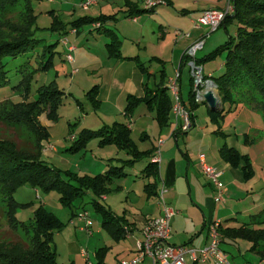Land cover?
I'll use <instances>...</instances> for the list:
<instances>
[{
    "label": "rangeland",
    "instance_id": "rangeland-1",
    "mask_svg": "<svg viewBox=\"0 0 264 264\" xmlns=\"http://www.w3.org/2000/svg\"><path fill=\"white\" fill-rule=\"evenodd\" d=\"M82 1H31L35 16L32 29L35 36L40 40L42 39V43L25 54L23 51L18 58L11 59L8 62L4 74L6 82L0 86V141L13 142L12 144L18 150L25 153L38 156L42 152V159L47 161L50 166L61 169L64 174L65 171H71L79 176L96 175L113 166H123L127 176L116 179L111 184V190L105 198L87 189L85 193L71 196L66 200L59 190H45L42 187L32 186L28 183L19 185L12 194L18 202L27 203L20 207L16 213L18 218L25 221V223L13 222L9 219L7 189L0 184V246L8 248L12 245L17 247L28 244L31 247L34 239L29 222L32 221L36 209L43 206L54 213L63 223L60 229H55L53 232V246L56 251L55 264H89V259L92 263L97 264L98 258L95 252L101 247H107L103 264H113L117 257H123V255L120 256L119 250L122 247L118 248L117 245L134 244V240L138 235L135 234L134 239L126 237L117 241L102 226L103 216L96 209V200L111 208L116 214L123 215L126 213L125 215L132 218V215L126 211H135V203L145 191V185L151 182L143 172L149 160L145 157L140 161H136L133 165H127L126 160L132 157L125 150L118 147L114 142L101 145L103 136L97 133L89 136L90 131H97L107 126V124L110 126L115 121L128 123L133 117V121H136L137 125L132 130V137L140 147L143 148L145 145L151 144L155 139L158 143V135L161 131L164 133L162 134L163 137H165V132H168L170 133V141L165 147H160V152L164 154L167 149L172 148L177 151L181 149V152H178L185 162V167L187 163L185 153L198 155L203 134L215 130L216 126L209 117L212 115L209 105L201 102L198 106L199 109L196 111L195 125L187 132L182 131L177 134L179 140L176 141V137L172 132L175 122H170L169 125L161 127L156 119V122L151 119L152 116H155V112L146 102L137 104L135 109H129L127 103L124 102L125 104H123L122 102L123 108L116 111L105 100L104 103L99 100L98 105L94 106L88 98L87 92L98 85L97 81L99 80H96V77L100 61L104 54L103 51L106 50V42L110 43L111 36H114V28L117 29L120 37L114 39L118 47L122 44L123 47L132 48L133 51H140L145 58L160 56L164 59L165 62L163 60L152 59L150 61L147 58L145 59L147 72L144 75L149 84L160 83L162 76L164 81H167L170 76L175 77L176 70L180 66L179 60L172 62L168 57L172 56L174 48L178 50L189 41L183 42L182 40L185 38V33H187L186 27L191 19L190 12L203 5L194 4V2L204 0H166V5H159L156 7L157 10L153 12H144V15H140V20L130 17L124 12L127 0H101L99 4L103 7V14L98 13L97 16L93 14L95 6L84 10L81 5ZM130 1L138 3L141 8L145 7L144 2L141 0ZM207 1L215 2L218 0ZM85 15L91 17L101 16L102 21L100 22L104 23V27L102 30L90 32V23L87 24L84 27L87 29L85 34H88V37H82L78 44L68 34H62L59 30L53 31L50 28L58 20L70 23L73 18ZM32 20L28 0H0V42L16 39L26 33ZM57 24L59 25V23ZM138 24H145V36L142 38L139 47L133 45L130 39L131 36L136 37L138 35ZM161 25H163V29L159 28ZM237 27V22L233 20H229L216 30L206 26L203 27L201 38L214 46L211 50L203 51L200 49L198 57L206 54L210 55L216 51L212 57L200 62L206 65L204 70L202 68L206 75L209 70L214 72L215 76H219L224 72L225 66H223V63L227 58L228 50L218 48L228 43L231 40L230 38L235 37ZM92 28L93 30L96 29L94 25ZM107 33L109 35H106V38L104 34ZM64 37H67L76 46L77 50L72 51L75 59L73 64L66 59L68 50L66 45L62 43ZM209 44L205 49H208ZM234 44L233 41L232 45ZM45 46L49 47L44 50ZM187 47V45L183 46V48ZM194 58L197 59V56ZM163 67L165 70L162 69ZM24 68H28V70L32 68L34 71V73L27 76L26 80L21 71ZM73 69H76V71L73 72ZM191 76L192 65L187 62L182 70L183 87L186 91L191 87ZM2 81L3 78L1 79L0 76V82ZM47 88H58L63 91V94L56 110L57 120H47L50 136L42 141L24 111L29 108L27 98L33 100L41 90L44 91ZM26 89L27 96L25 94ZM214 89L218 94L215 86ZM168 94L173 100L174 95L170 90H168ZM218 96L221 99L219 94ZM98 98H100V95ZM233 98L239 101V104L248 106L263 117L264 95L258 89H253L242 83L240 88L233 90ZM222 107L223 103L221 102L218 109ZM225 107L224 117H218L220 118V124L224 126L225 133L229 134L226 136L227 141L229 145L235 144L242 154L251 157L250 160L255 171L253 177L247 178V180H250L249 182L239 183H243L242 185L236 182L232 184L230 188L235 195L227 203H221L220 205L221 210L228 211V213L233 212L240 216L239 209L252 206V204L246 194H242L240 190L235 189V186L245 188L244 184L256 186L259 183H264V129H252L254 131L250 132L251 123L246 120L245 116L239 115V112L235 110L229 111L227 104H225ZM37 112L36 110L32 111L33 118H35ZM39 116L38 120L40 121ZM140 126L145 127L144 129L151 135V139L146 143H143V138L140 139V135L143 134L140 132ZM235 134L239 135L235 137ZM80 137H86L85 143L82 145L78 143ZM219 140L223 142L221 137H219ZM50 145L53 147H50ZM229 178L232 179L229 176L224 178L225 185H230L228 184L231 181ZM155 187H158V182H155ZM262 192H264V188ZM243 197L247 199H243ZM232 208L235 210L233 211ZM88 220H91L92 225L87 224ZM249 221L250 218H247L245 222ZM222 247L227 249L230 246L222 243ZM82 250L90 255L89 259L87 256L82 255ZM226 251H229L227 253L232 260L230 254L231 252L236 254L235 248L230 247ZM187 259L190 260L189 255H187ZM239 260L237 258L234 262L240 264L241 260ZM196 264H212V262L198 261Z\"/></svg>",
    "mask_w": 264,
    "mask_h": 264
},
{
    "label": "trees",
    "instance_id": "trees-1",
    "mask_svg": "<svg viewBox=\"0 0 264 264\" xmlns=\"http://www.w3.org/2000/svg\"><path fill=\"white\" fill-rule=\"evenodd\" d=\"M12 1V0H9ZM31 1L28 0L32 22L27 27L28 31L16 39L0 42V76L3 81L0 82V86L6 81L4 80V74L6 73V67L9 60L16 59L24 51V54L32 50L35 46L42 43L35 36V32L32 29L35 16L33 8L31 7ZM235 6L234 12L226 16L222 25H225L229 20L237 22V32L234 38L228 43H225L218 49H227L228 55L224 62V72L219 76H211V79L215 81L219 95L222 102L233 101V90L240 88L242 83L253 89H258L261 94L264 95V0H231ZM152 9H143L138 3L127 0L125 3L124 12H128V16L134 17L135 15L142 14L146 11H153ZM102 17H89L82 16L70 23H64L58 20L54 26L50 27L53 31L59 30L62 34H66L71 26L79 27L88 22H100ZM59 23V25L57 24ZM57 24V25H56ZM102 25V24H101ZM100 25V26H101ZM113 41L107 43L109 52L115 56H121L118 45L115 43V35L112 37ZM233 41L235 42L232 45ZM49 46H45L44 50ZM208 54L206 58H210L215 54ZM186 59L182 64L190 62L192 59L186 54L183 55ZM137 59L136 57H134ZM195 63H200L195 59ZM140 69L145 73L146 68L142 62H139ZM25 76L34 73L28 68L21 70ZM164 75V74H162ZM205 78L208 76L205 75ZM162 81L157 83L156 87L147 90L145 87V95L143 97H136L129 95V109L135 107L140 102H146L148 106L154 110L155 119L158 121L161 127L170 124L171 111L173 108L172 100L168 94V88L165 86V81L162 76ZM24 84V83H22ZM194 77L191 76V88L189 91L188 102L182 98L184 107L189 112L190 126L186 130H182L179 127V131L187 132L195 125L196 110L201 102L196 100V92L194 90ZM23 88V86H22ZM27 96V89H26ZM63 91L58 88H47L44 91L41 90L35 98L28 99V109L24 111L28 120L32 123V126L36 129L39 137L43 139L49 138V132L40 123L38 116L43 112L47 113V117L50 120L57 119V108L61 102V96ZM99 86H94L87 92L88 98L93 102L94 106L99 103L98 99ZM38 111L35 118L32 117V111ZM225 108L218 110H211V120L220 124V118L224 117ZM217 115V116H216ZM264 117V114H263ZM219 130V129H218ZM84 132V131H83ZM99 134L103 136L101 139V145L114 142L123 150H127L132 158L126 160L127 165H133L136 161H140L147 157L149 162L144 167V174L147 177H152L155 181L148 182L145 185V192L149 196L158 195V191L155 187V182H158L159 177V163L153 162V155L151 150H140L137 143L131 137V129L123 122L115 121L110 126H104L97 131H90L89 136L93 134ZM84 136V135H82ZM87 136V137H89ZM86 137H80L78 143L82 145L85 143ZM13 142L7 143L0 141V184L7 190V206L8 216L13 222L25 223L17 216V211L20 207L27 203L18 202L13 197V191L22 184L28 183L32 186L42 187L45 190H59L63 193L64 199L68 200L71 196L85 193L87 189L93 191L98 196L106 195L111 190V184L116 179H121L127 176V172L124 171L125 167L113 166L103 173L96 175H84L79 176L75 172L65 171L64 174L61 169L52 167L47 161L42 159V152L38 156L31 153H25L18 150ZM220 155L223 160L230 163L234 167H240L244 173L245 178H251L254 175V169L252 162L247 154H242L235 147L224 144L220 149ZM5 191V192H6ZM96 209L102 213L103 221L102 226L108 230L113 237L119 241L121 238H125L128 232L132 231L131 225L125 215H118L111 208L102 205L96 200ZM261 217V219H260ZM253 220L250 222L242 223L237 227H226L219 225V229L223 237L229 238H242L253 242L252 248L257 250V245L260 241L264 240V208L258 213L253 215ZM30 229L33 233V243L30 247L28 244H23L17 247L9 246L8 248L0 246V264H55L56 263V251L53 246V232L56 229H60L63 223L52 212L48 211L43 206L36 209L32 221L29 222ZM258 225V227L256 226ZM128 227L129 230L125 228ZM222 237V238H223ZM17 249V250H15ZM107 247L97 250L98 263L102 264L105 259V253ZM264 254V251H262ZM188 264H196V262H189Z\"/></svg>",
    "mask_w": 264,
    "mask_h": 264
},
{
    "label": "crops",
    "instance_id": "crops-1",
    "mask_svg": "<svg viewBox=\"0 0 264 264\" xmlns=\"http://www.w3.org/2000/svg\"><path fill=\"white\" fill-rule=\"evenodd\" d=\"M100 2L101 0L99 1V3ZM99 3L97 5H94L95 6V8L93 9L94 16H97L98 13L103 14V7H101ZM197 3L203 4V5L201 7H198L196 10L190 12L191 19L189 20V24L186 27L187 33H189L190 36H185L184 39L186 40L184 39L182 40L183 42H186L187 40H189L187 43L184 44V45H187L188 47L191 46L195 41L200 39L202 36L201 32L203 30V27L195 28L193 21L197 19L203 13L205 9L224 8L227 5V0H218L215 2L204 0V1L194 2V4H197ZM143 9H146V8L144 7ZM156 10L157 9L155 7L153 11H156ZM153 11L151 10L148 12H153ZM126 14L128 15L129 13L127 12ZM144 14L145 13L135 15L133 18L140 20V15H144ZM75 19L73 18V20ZM89 23L91 27L90 32H93L95 30H102V28L104 27L103 22H102L103 24L101 22H92V23L88 22L79 27L71 26L66 32V34L72 37V40H74L76 44H78L79 40L82 37L84 36L88 37V34H85L87 29H85L84 26H86ZM93 25H94V28H96L94 30L92 28ZM138 27H139L137 31L138 35L136 37L131 36L130 39L133 45H138L139 47L142 42V38H144L145 36L144 35L145 24H138ZM159 28L163 29V25H161ZM113 33L116 38L119 37L116 28H114ZM104 35L106 37V35H109V34L107 33ZM163 36L165 37V35ZM111 39H112L111 41H113L112 36H111ZM107 43L108 41L106 42V45H105L106 50L103 51L104 54H103V57L101 58L98 75L96 77V80H99L97 81V84L99 86V95H100V98L98 99L102 103H104V100L108 101V103H110L111 106H113L114 109H116V111H120V109L123 108L122 102L123 104H125L124 102H126L127 106H129V102H130L129 95H133L136 97H143L145 95V87L147 88V90L153 89L156 87L157 83L154 85L149 84L147 82L146 76L144 75V72L140 69L139 62H142L143 66L146 67L145 59L147 58V57L145 58V56L143 57L140 51L138 52L137 50L133 51L132 48L123 47V45L121 44L119 46L121 56H115L109 52ZM208 44H209L208 41H204V44L201 50L203 51L211 50L214 45L209 44L208 49H205L206 46H208ZM183 46L178 50L177 48H174L172 56L168 58H170L172 62H175V61L177 62V60H179L178 62L180 66L178 69L181 70V78L179 81L180 89H181V96L184 99V101L188 102V93L191 87L188 88L187 90L188 92L183 87L182 70L186 64L181 65L183 60L186 59L183 55L186 52L188 47L183 48ZM75 49H76V46H75ZM199 50L196 52L195 56H197V60L201 62L202 60L206 59L208 54H206L205 56L198 57ZM98 52L100 53V51ZM101 56H102V53H101ZM87 57L90 58L89 56ZM134 57H136L137 59H135ZM148 59L150 61L152 59L158 60V61L160 60L164 61V59L160 56L159 57L152 56L151 58H147V60ZM74 62H75V59H74ZM198 65L201 66L203 70L206 67L204 63H198ZM223 66H224V63H223ZM162 69H164V67ZM207 76L208 78H211V76H215V75H214V72L209 70L207 73ZM171 78L173 77L170 76L169 79H167V81H165L164 83L165 86L168 88V90H170L169 81ZM170 92L172 93L171 90ZM174 100L175 99L172 100V103H174ZM221 102H222V99H221ZM139 103H143V101H140L137 104ZM239 103H240L239 101H236L235 99H233L231 103L230 102L223 103V107L226 109L225 104H227L229 111L235 110L239 112V115L245 116L246 120L249 123H251L250 132L254 131L252 129H264V117H262L261 114L257 113L255 110H251V108H249L248 106H245ZM137 104L135 105V107L137 106ZM202 104H205V103H202ZM39 118H40L41 124L47 129V131L49 132V136H50V131L48 128V121H47L50 119L47 117V113L43 112L41 116H39ZM151 119L154 120V122H156L155 116L154 117L152 116ZM130 120L131 121H129L128 123L127 122H123V123H125L127 127L131 129V137H132V130L137 125V123L136 121H133V117H131ZM173 121L175 122L174 123L175 125H174V129L172 130V132H173V135H175L176 137V141H178L179 139H177L178 137L177 134H180L182 132V131H179V127H181V124L183 123V119L181 117L176 118V115L174 114L173 109H172L170 122L172 123ZM195 123H196V115H195ZM217 124L218 123L214 122V125L216 126L215 130L211 131L210 133L203 134L201 144L199 147L200 151L198 152V155L197 154L193 155L192 153H189V152L185 153V156L187 159V163L185 167H184L185 162L183 161V159H181L180 154H179V152H181V149H179L178 150L179 152H178L177 150H174L171 148V149H167L164 154H161V162L158 168V172H159L158 173L159 174L158 187H156V190L160 192L161 190L165 189L164 199L166 203L170 205L171 207H173L176 211V213L171 218V236L168 240V242L172 245L189 246L193 248L205 247L211 241V236L209 233V226L214 220H220L224 228L237 227L241 225L242 223H245L247 218H250V221L253 220L254 219L253 215L258 213L260 210L264 208L263 207L264 192H262V189L264 188V183H259L256 186H252V185L249 186V185L244 184L245 188H240L239 186H235V189L240 190L242 194H246L247 198L249 199V201H251V204H252V206H248L243 209L240 208L238 211L240 212L239 213L240 216H238V214H234L233 212L228 213V211L221 210L220 208L221 203H227L229 199L235 195V193L231 191L230 186H232V184H234L235 182L238 184L241 182L247 183L250 180H247V178H245L244 173L240 167H234L233 165H231L230 163L222 159L220 155V149L224 144L229 145L227 141L228 138L226 137L229 134L225 133L223 124H219V125ZM144 128L145 127L140 126V130H141L140 132L143 133L140 135V139L143 138L144 139L143 143H146V141H149L151 139V135L147 133V131ZM162 134L164 133L161 131V133L158 135V140H159L158 143H157V140L155 139V141H152V143L149 145H145V147L143 148L137 144L139 149L140 150H151L152 151L151 154L154 156L156 152L160 150L161 146L165 147V145L170 141L169 139L170 133L165 132V137H163ZM238 135L239 134H235V137ZM246 136L248 137V134ZM219 137L222 138L223 142L219 140ZM246 140H248V138H246ZM229 146H233L239 152H241L235 146V144L229 145ZM125 151L128 155H130L127 150ZM200 153L205 154L206 160L209 164L219 168L222 171L221 181L224 184L223 189H222V194L225 199L224 201L216 200L215 197L219 193V188L215 183L212 182V180H210L203 173L201 169L200 158H199ZM254 174H255V171H254ZM227 176L232 177V179L229 178L231 181L228 184L230 185H225L224 183V178ZM146 178H148L151 181L153 180L152 177L146 176ZM242 184H239V185H242ZM103 196L104 198L106 197V195H103ZM158 198H159L158 195L149 196L144 191L143 194L140 195V199L135 203L136 205L135 211H130V210L126 211L128 212V214L130 213V215H132V218H130V216L128 215H125L126 213L123 214L128 218L129 222L133 223L131 225L132 231L128 232L126 237H130L134 239L135 234H137L138 236H136L134 240L135 241L134 244L127 243L125 246H122L120 244L117 245L118 248L122 247V248H119V250H120V256L123 255V257L121 258L117 257L116 261L113 264H117L120 260L130 259L131 257H133L135 249H136V242L138 239L141 238L140 230L143 224L148 218L153 217V216H158L162 212V204L159 202L160 200H158ZM244 198L246 197H243V199ZM232 210L234 211L235 209L232 208ZM256 226L258 227V225ZM222 243H225L227 246L235 248L236 254L230 251L231 252L230 255L232 256L231 258L234 264H238L234 262V260L235 259L237 260V258L241 260V261L239 260L240 264H264V254L262 253V251H264V240L258 243L257 250L252 248L253 242L246 240V239H242V238L234 239V238H229V237H223L222 242H221V247H222ZM101 248H104V247H101ZM222 248L225 251L228 249V248L226 249L225 247H222ZM226 252H229V251H226ZM95 255L97 257V251L95 252ZM188 262H191V261L188 260Z\"/></svg>",
    "mask_w": 264,
    "mask_h": 264
},
{
    "label": "built area",
    "instance_id": "built-area-1",
    "mask_svg": "<svg viewBox=\"0 0 264 264\" xmlns=\"http://www.w3.org/2000/svg\"><path fill=\"white\" fill-rule=\"evenodd\" d=\"M53 1V0H50ZM100 0H84L82 1V8L88 10L90 7L97 5ZM146 9H152L159 5H166V0H143ZM235 6L231 0H227V5L224 8H208L193 21L195 28L210 27L212 30L218 29L226 16L234 12ZM185 36H190L185 33ZM204 39L200 38L195 41L187 50L186 54L192 59V76L194 77V90L196 92V100L200 102L203 94L207 88L214 89L211 78H205L202 67L195 63L196 52L203 47ZM67 47L66 59L69 63L74 62L72 51L75 46L68 40L67 37L62 39ZM74 69L73 72H75ZM181 70L176 71V76L170 79L169 89L174 95L173 112L176 118L181 117L183 123L181 124L182 130L188 129L190 126L189 112L182 103L181 89H180ZM50 147H53L50 145ZM201 169L203 173L212 180L219 188V193L215 197L217 201H224L222 194L223 182L221 181L222 171L209 164L206 156L203 153L199 154ZM153 162L160 164L161 152L158 150L152 158ZM165 189L161 190L158 194L160 203L162 204V212L158 216L148 218L143 224L140 234L141 238L136 242V249L133 257L130 259L120 260L117 264H188L187 255H189L191 262H206L211 261L212 264H234L230 259L229 254L222 249V234L219 229L220 220H214L209 226V233L211 236L210 243L202 248H193L189 246H177L168 242L171 236V218L176 213L175 209L168 205L164 199ZM88 225H92L91 220H88ZM129 230L128 227L125 228ZM82 255H89L85 250H82ZM89 264H93L90 259Z\"/></svg>",
    "mask_w": 264,
    "mask_h": 264
},
{
    "label": "water",
    "instance_id": "water-1",
    "mask_svg": "<svg viewBox=\"0 0 264 264\" xmlns=\"http://www.w3.org/2000/svg\"><path fill=\"white\" fill-rule=\"evenodd\" d=\"M211 82L217 88L215 81L211 80ZM200 102L208 104L212 110H216L218 105L221 103V99L219 98L215 90L207 88Z\"/></svg>",
    "mask_w": 264,
    "mask_h": 264
}]
</instances>
